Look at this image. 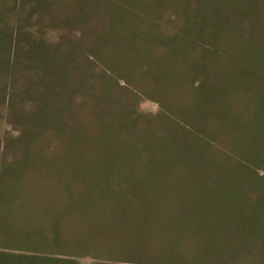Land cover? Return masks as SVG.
<instances>
[{
    "label": "rangeland",
    "instance_id": "obj_1",
    "mask_svg": "<svg viewBox=\"0 0 264 264\" xmlns=\"http://www.w3.org/2000/svg\"><path fill=\"white\" fill-rule=\"evenodd\" d=\"M259 5L0 0V264H264Z\"/></svg>",
    "mask_w": 264,
    "mask_h": 264
},
{
    "label": "crops",
    "instance_id": "obj_2",
    "mask_svg": "<svg viewBox=\"0 0 264 264\" xmlns=\"http://www.w3.org/2000/svg\"><path fill=\"white\" fill-rule=\"evenodd\" d=\"M253 1L257 2V3L259 2V4H260L259 7L261 8V12L263 10V17H262V20H260V38H261V50H262V47L264 45V0H253ZM243 24H244V26H243L244 40L246 41V44L250 45L253 42L257 31L255 29V26L253 25V21H251L250 19H248L246 17L244 19ZM232 30L234 32L235 28L232 27ZM183 37H184V33H183ZM263 63H264V60H263ZM262 68H263V74H264V67H262Z\"/></svg>",
    "mask_w": 264,
    "mask_h": 264
}]
</instances>
